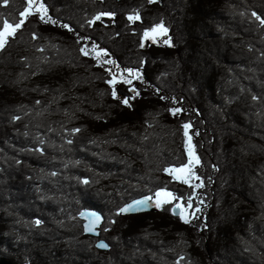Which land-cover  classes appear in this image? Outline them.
I'll return each mask as SVG.
<instances>
[{
  "label": "trees",
  "instance_id": "1",
  "mask_svg": "<svg viewBox=\"0 0 264 264\" xmlns=\"http://www.w3.org/2000/svg\"><path fill=\"white\" fill-rule=\"evenodd\" d=\"M40 2L56 23L32 15L0 50V259L264 264V0ZM25 6L0 0V26ZM160 24L167 43L141 48ZM93 45L107 55L81 53ZM102 60L141 75L114 98ZM186 123L195 190L165 172L188 162ZM162 190L179 200L117 214ZM190 197L184 223L173 207ZM86 209L103 216L105 254L83 235Z\"/></svg>",
  "mask_w": 264,
  "mask_h": 264
},
{
  "label": "snow or ice",
  "instance_id": "2",
  "mask_svg": "<svg viewBox=\"0 0 264 264\" xmlns=\"http://www.w3.org/2000/svg\"><path fill=\"white\" fill-rule=\"evenodd\" d=\"M155 2V0H149V3H153ZM3 5L7 6L9 3V0H2ZM26 6L24 7V9L22 11H20L19 13V20L15 23L10 22L7 19H4L2 22V26H0V50L4 49L5 46L9 43V38H14L18 31L21 30L26 22L28 21V18L32 15H38V18L41 22L43 23H53L55 24V21H51L50 17H48L47 15V8L45 7V4L42 2H39V0H25ZM255 15V14H254ZM100 16L96 17V20H99ZM128 19L130 21L134 20V19H139V16H129ZM257 20L260 21V23L262 25H264V19H261L259 16L256 17ZM91 23V21H90ZM64 27H67V25H65ZM160 32H167V28L164 27L163 24L158 25L157 27L153 28L151 30L152 33H156L157 31ZM145 37H149V32H145ZM36 36L35 34H33V39H35ZM165 43H167V41H165ZM143 46V45H142ZM93 48L95 49V45H93ZM81 53L85 56L89 55V51L85 48H81L80 49ZM107 55V53L105 52H97L96 53V58L99 59L102 56ZM104 63H109V64H114L113 61H104ZM106 71H109V74L111 75V79L107 81V83L112 87L113 91H112V95L114 98H117V92L115 89V85L117 83L123 82V83H127V84H131V80L130 79H124L122 76L120 79L117 78V73L113 72L111 69H106ZM129 75H133V73L129 72ZM135 76L138 78L139 74L136 73ZM130 91H133L136 95H138L139 93L136 92V90L130 89ZM163 99V98H162ZM122 103H124L125 105H128L129 101L127 98H125ZM172 112L173 115H175L176 113H178L180 111V109H171L170 110ZM189 128L190 125L189 124H184L183 125V129H184V136H185V149H186V153L188 156V162L186 164H183L180 167H176V168H166L165 172L169 173L170 175H172L173 179L187 184L189 187H192L194 190L197 188L202 187V184H195L193 185L191 183V181L193 179H199L198 176H196L195 172H194V168L196 165L200 164V160L199 158L196 156L195 151H194V146L191 143V136L189 135ZM74 131H79V129H76ZM71 141H69L70 143ZM85 183H87V181H85ZM153 197L149 196V197H145L142 200L139 201H135L133 204L128 205L125 208H121L119 210V212L117 213L118 215L121 213H127L130 211H134V210H141L143 207L147 206L149 201H152ZM174 200H179V197H176L174 193L172 192H168V191H157L155 193V207L160 208L162 207L163 204H168V203H172V201ZM192 208V198L190 197L189 200L186 203V207L180 203H176L173 207V214H177V210H179V215H180V219L184 222V223H190V220L188 219V215H191L194 217L195 213H188V215H185V213L187 212V209H191ZM196 211H200L199 208L196 209ZM82 217H87V219L89 220V223H86L84 225L85 228V232H95L96 227L99 225L100 223V217L97 216L95 213H81ZM105 231H107V229H105ZM98 248H106L107 245L104 242H100L97 244ZM181 260L183 259V257L180 258ZM177 264H179V261L177 262Z\"/></svg>",
  "mask_w": 264,
  "mask_h": 264
},
{
  "label": "rangeland",
  "instance_id": "3",
  "mask_svg": "<svg viewBox=\"0 0 264 264\" xmlns=\"http://www.w3.org/2000/svg\"><path fill=\"white\" fill-rule=\"evenodd\" d=\"M39 2H40V0H39ZM38 16V15H37ZM110 18H112L111 16H110ZM135 20H138V19H134L133 21H135ZM153 29V28H152ZM151 29V30H152ZM151 30H149V31H147V32H149V37H145V35H143V37H142V41H140V45H141V48H143L144 49V47L145 46H149V45H163L164 43H165V41H167L168 40V38H169V36L167 35V32L166 33H164V32H160L159 30L156 32V33H152L151 32ZM145 34V33H144ZM143 45V46H142ZM88 50H89V52H90V55L92 56H94L95 58H96V53H97V51L95 50V49H93V48H88ZM103 58V56L102 57H100L99 59H102ZM101 63H103L105 66H107V68L108 69H111L113 72H115V73H117V78L118 79H120L121 78V76L124 78V79H130L131 80V83L133 82V81H136V80H138L139 79V77H140V75H141V72L140 73H138L137 71H127V70H125V69H123L122 67H120V66H118L117 64H109V63H104V61L102 60V62ZM129 72H131V73H133V75H129ZM136 73H138L139 74V77L137 78L136 76H135V74ZM112 78V77H111ZM123 82H120V83H117V84H122ZM123 84H126V85H128V86H131V84H127V83H123ZM159 94V93H158ZM135 94H133V96H134ZM121 98V100L123 101L125 98H127L128 99V101L129 102H131V100H132V97H127V96H125V97H120ZM262 100L264 101V98H262L261 97V104H263V102H262ZM263 106H264V104H263ZM191 136V138H192V135H190ZM191 143H192V139H191ZM192 145H193V143H192ZM194 151H195V149H194ZM195 154H196V152H195ZM197 156V155H196ZM172 176V175H171ZM150 196V195H149ZM151 197H154V196H151ZM154 199H155V197H154ZM131 202V201H130ZM130 202H128V203H130ZM128 203H126L125 205H127ZM124 205V206H125ZM124 206H122L121 208H123ZM120 208V209H121ZM119 209V210H120ZM119 210H118V212H119ZM178 211V214L177 215H179V210H177ZM159 212V211H158ZM136 214V213H135ZM134 214V215H135ZM140 214H145V213H139V214H136V215H140ZM134 215H122V217H129V216H134ZM185 215H188L187 213H185ZM101 226V225H100ZM82 229H83V226H82ZM83 231V235L84 236H90V237H92V238H94L95 239V241H94V248L97 250V251H100V252H102L103 254H105V253H107L109 250H110V247H109V245L106 243V241H104V240H102V238H101V235H100V227H99V236H93V235H88V234H85V232H84V230H82ZM100 241H104L107 245H108V247H109V249H108V251L107 250H100V249H98L97 247H96V244L98 243V242H100Z\"/></svg>",
  "mask_w": 264,
  "mask_h": 264
},
{
  "label": "water",
  "instance_id": "4",
  "mask_svg": "<svg viewBox=\"0 0 264 264\" xmlns=\"http://www.w3.org/2000/svg\"><path fill=\"white\" fill-rule=\"evenodd\" d=\"M117 2H120L121 0H116ZM145 197H149V196H144V197H141V198H138V199H135L133 201H131L130 203H128L127 205H125L123 208L127 207L128 205H131L133 204L135 201H139V200H142L144 199ZM159 211V208L155 207V199L153 197V200L152 201H149L148 205L143 207L141 210H134V211H130V212H127V213H121L119 214L120 216L122 215H134L135 213L136 214H139V213H157ZM81 213H95L97 216H99L101 219H100V223L99 225L96 227L95 229V232H85V228H84V225L86 223H89V220L87 219V217H82L81 216ZM81 213L79 214V219L81 220L82 222V226H83V230L85 232V234H88V235H93L94 237L95 236H99V227L100 225L102 224L103 222V216L100 212H98L97 210L95 211L94 209H86V210H81ZM177 214H178V211H177ZM177 214H175V216H177ZM84 221V222H83ZM100 242H104V241H100ZM98 242V243H100ZM97 243V244H98ZM105 243V242H104ZM97 244H96V247H97ZM106 244V243H105ZM107 245V244H106ZM98 248V247H97ZM100 250H107L109 249L108 245L106 248H98ZM0 264H12L8 259L6 258H2L0 259Z\"/></svg>",
  "mask_w": 264,
  "mask_h": 264
}]
</instances>
